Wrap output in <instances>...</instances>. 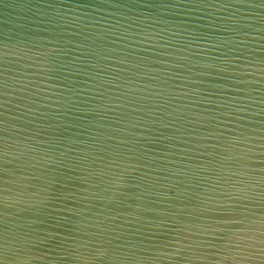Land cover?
<instances>
[{
    "label": "water",
    "instance_id": "95a60500",
    "mask_svg": "<svg viewBox=\"0 0 264 264\" xmlns=\"http://www.w3.org/2000/svg\"><path fill=\"white\" fill-rule=\"evenodd\" d=\"M0 264H264V0H0Z\"/></svg>",
    "mask_w": 264,
    "mask_h": 264
}]
</instances>
